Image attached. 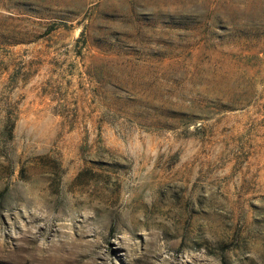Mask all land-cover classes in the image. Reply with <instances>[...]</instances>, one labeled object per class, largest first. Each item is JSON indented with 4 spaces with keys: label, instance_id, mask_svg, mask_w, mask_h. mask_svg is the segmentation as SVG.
<instances>
[{
    "label": "rangeland",
    "instance_id": "rangeland-1",
    "mask_svg": "<svg viewBox=\"0 0 264 264\" xmlns=\"http://www.w3.org/2000/svg\"><path fill=\"white\" fill-rule=\"evenodd\" d=\"M0 264H264V0H0Z\"/></svg>",
    "mask_w": 264,
    "mask_h": 264
}]
</instances>
